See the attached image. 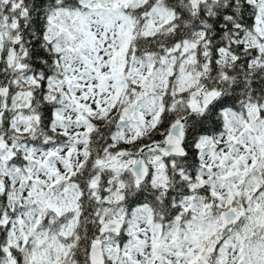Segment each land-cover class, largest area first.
<instances>
[{
    "label": "snow or ice",
    "instance_id": "1",
    "mask_svg": "<svg viewBox=\"0 0 264 264\" xmlns=\"http://www.w3.org/2000/svg\"><path fill=\"white\" fill-rule=\"evenodd\" d=\"M0 264H264V0H0Z\"/></svg>",
    "mask_w": 264,
    "mask_h": 264
}]
</instances>
